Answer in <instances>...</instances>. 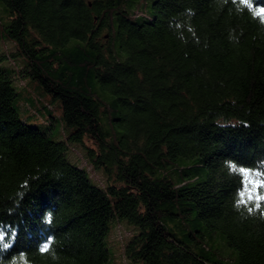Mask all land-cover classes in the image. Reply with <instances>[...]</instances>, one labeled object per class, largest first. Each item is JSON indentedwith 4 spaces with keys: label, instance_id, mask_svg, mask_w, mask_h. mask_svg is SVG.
Here are the masks:
<instances>
[{
    "label": "trees",
    "instance_id": "16d2710c",
    "mask_svg": "<svg viewBox=\"0 0 264 264\" xmlns=\"http://www.w3.org/2000/svg\"><path fill=\"white\" fill-rule=\"evenodd\" d=\"M1 1L22 75L60 101L68 139L90 162L70 163L68 144L20 118L15 72L0 66V205L23 181L31 186L22 222L19 212L0 216L20 222L14 251L46 235L40 220L51 209L61 264H106L117 218L139 230L125 248L134 263L264 264V222L233 211L243 185L223 168L228 158H264V31L247 10L231 0ZM98 86L115 96L110 104ZM217 119L251 128L222 129ZM98 169L104 189L93 183ZM218 232L236 260L214 250Z\"/></svg>",
    "mask_w": 264,
    "mask_h": 264
},
{
    "label": "clouds",
    "instance_id": "9594fccd",
    "mask_svg": "<svg viewBox=\"0 0 264 264\" xmlns=\"http://www.w3.org/2000/svg\"><path fill=\"white\" fill-rule=\"evenodd\" d=\"M223 3L227 5L229 0H223ZM231 4L235 6V10L238 13H243L247 10L250 19L256 22L259 28L264 31V3H260L259 0H231ZM184 14L190 20V17L195 15V10L191 8L185 9ZM188 31L195 36L194 27H189ZM239 35H243V32L241 31ZM228 39L229 42L235 41L238 43L239 36L235 34V29L229 32ZM197 43H199L198 38ZM233 104H235V101H233ZM260 123L264 125V121ZM215 125L222 129L240 126L251 128V123L246 120L234 123L228 120L222 122L220 119H217ZM223 168L228 178L240 177V183L243 185L236 190V198H234L232 203L233 211L238 214L241 220L256 223L264 222V158H258L254 166H245L234 159L228 158L223 160ZM38 178V176L33 177V179ZM59 178V175H57L56 179ZM30 191V182L28 180L23 181L14 193L8 197L7 203L0 205V216H13L19 212L21 217L20 222H22L23 213L19 210ZM20 222L13 224L10 221L0 219V264H61L62 256L60 249L62 242L55 235V212L51 209L44 212L40 223L43 225L42 231L46 235L42 236L31 251H14L20 239Z\"/></svg>",
    "mask_w": 264,
    "mask_h": 264
},
{
    "label": "rangeland",
    "instance_id": "374dc122",
    "mask_svg": "<svg viewBox=\"0 0 264 264\" xmlns=\"http://www.w3.org/2000/svg\"><path fill=\"white\" fill-rule=\"evenodd\" d=\"M11 20L5 4L0 0V55L8 58L0 65L2 68L14 71L12 86L16 92L14 106L20 118L28 124L41 127L48 134L49 138L55 142L68 144L66 157L68 161L78 167L84 166L87 162L86 149L81 143L70 142L68 135L69 127L63 120V112L60 101L53 99L46 93L43 87L30 77L22 75L26 66V59L18 53L14 41L5 37L6 28ZM102 99L110 104L115 96L106 89L101 88ZM108 127V126H106ZM109 129V128H108ZM96 178L93 183L100 188L107 186V178L103 170H95ZM138 228L129 223L126 219H114L109 223V232L105 237V246L109 251L110 258L106 264H141L134 263L125 255V248L133 235L138 234ZM214 250L229 260H236L237 251L229 247L222 233L218 232L213 240Z\"/></svg>",
    "mask_w": 264,
    "mask_h": 264
}]
</instances>
